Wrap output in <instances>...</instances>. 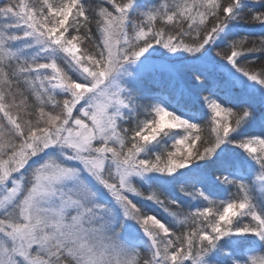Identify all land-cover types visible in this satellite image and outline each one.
I'll use <instances>...</instances> for the list:
<instances>
[{
	"label": "snow or ice",
	"instance_id": "snow-or-ice-1",
	"mask_svg": "<svg viewBox=\"0 0 264 264\" xmlns=\"http://www.w3.org/2000/svg\"><path fill=\"white\" fill-rule=\"evenodd\" d=\"M0 264H264V0H0Z\"/></svg>",
	"mask_w": 264,
	"mask_h": 264
}]
</instances>
